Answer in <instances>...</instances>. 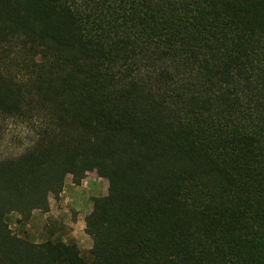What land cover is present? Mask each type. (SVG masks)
Returning a JSON list of instances; mask_svg holds the SVG:
<instances>
[{
	"label": "trees",
	"instance_id": "obj_1",
	"mask_svg": "<svg viewBox=\"0 0 264 264\" xmlns=\"http://www.w3.org/2000/svg\"><path fill=\"white\" fill-rule=\"evenodd\" d=\"M0 264H264V0H0Z\"/></svg>",
	"mask_w": 264,
	"mask_h": 264
},
{
	"label": "crops",
	"instance_id": "obj_2",
	"mask_svg": "<svg viewBox=\"0 0 264 264\" xmlns=\"http://www.w3.org/2000/svg\"><path fill=\"white\" fill-rule=\"evenodd\" d=\"M106 186H107L106 181L103 178L97 177L92 173L88 174V176L81 181L80 185H75L73 183L72 177L68 176L66 178V188L64 189V193H63L66 195H62V197L64 201V206H66V208H69L70 210H74V212L76 213V219L70 221V225H68L70 229L67 236L63 232H61V234L60 232L59 233L55 232V236L61 235L64 240L73 239L78 244L79 248L82 251H88L92 247V240L90 235L86 233L85 230L86 229L85 218L87 215L91 213L92 205L90 204V202H87L88 204L86 206L85 204H83V206L80 207L76 204L77 203L76 199L80 196L79 192L83 190L82 188H88L91 189V191H93L94 189L96 190H102L103 188L106 189ZM91 197L95 198L96 196H91ZM83 201H85L84 198ZM66 208L64 209V211L67 212L68 209ZM42 215L47 216V218L49 217L51 219L53 216H56L51 211V208L48 213H42Z\"/></svg>",
	"mask_w": 264,
	"mask_h": 264
},
{
	"label": "rangeland",
	"instance_id": "obj_3",
	"mask_svg": "<svg viewBox=\"0 0 264 264\" xmlns=\"http://www.w3.org/2000/svg\"><path fill=\"white\" fill-rule=\"evenodd\" d=\"M92 174L97 177H100L97 171L92 172ZM65 188H66V183L64 189ZM82 189L83 190L79 192L80 196L76 199L77 202L76 204L80 207L83 206V204H85L86 206L88 204L87 202H90V204L92 205L91 196L101 197L106 192V189L104 188H103L104 190L94 189L93 191H91V189L88 188H82ZM63 193L64 190L60 195L59 200L53 198L50 200L51 211L56 216H53L51 219L49 217L47 218V216H43L40 212H37L35 213V216L31 220L30 224L26 226L25 230L27 231V234L32 240L39 242L42 240L43 236L49 232H56V233L60 232V234L61 232H63L67 236L70 229L68 225H70L71 220L76 219V213L74 212V210H70L69 208H66V206H64L62 195H66V194ZM83 198L85 199V201H83ZM65 208L68 209L67 212L64 211ZM10 226L13 231L17 232L19 229L18 228L19 226H17L16 219L14 217L10 221Z\"/></svg>",
	"mask_w": 264,
	"mask_h": 264
}]
</instances>
